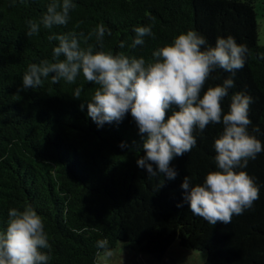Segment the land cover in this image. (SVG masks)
<instances>
[{
	"label": "trees",
	"instance_id": "trees-1",
	"mask_svg": "<svg viewBox=\"0 0 264 264\" xmlns=\"http://www.w3.org/2000/svg\"><path fill=\"white\" fill-rule=\"evenodd\" d=\"M258 1L74 0L66 27L41 26L38 34L28 37L26 21H39L49 0H17L15 6L12 0H0V231L6 229L11 208L31 205L48 233V264H100L103 253L98 256L95 247L100 239L109 241L111 252L137 246L159 261L178 242L182 248L205 252V264H264V152L244 169L255 179L259 199L242 215L233 216L230 224L212 225L193 215L186 204H177L183 202L184 177L190 176L193 185L202 184L216 170L214 141L222 124L195 133L197 145L172 161L177 177L164 181L163 174L149 178L138 167L144 153L133 142L141 144L142 139L130 114L102 128L87 116L94 84L82 77L73 85L52 84L49 79L42 87L18 92L29 64L51 60L57 43L47 38L52 32L87 36L103 24L112 34L105 33L102 48L93 36L89 43L95 50L146 60L188 30L202 34L208 46H215L218 37L232 36L248 48L245 66L234 76L215 70L204 91L233 78L224 112L234 93L250 95V131L259 126L256 135L264 144V46L259 42ZM137 26H151L155 39L146 36L144 45L133 46ZM79 86L80 99H74ZM121 143L128 147L121 149Z\"/></svg>",
	"mask_w": 264,
	"mask_h": 264
},
{
	"label": "clouds",
	"instance_id": "clouds-1",
	"mask_svg": "<svg viewBox=\"0 0 264 264\" xmlns=\"http://www.w3.org/2000/svg\"><path fill=\"white\" fill-rule=\"evenodd\" d=\"M17 0H12L15 6ZM25 3V0H19ZM74 0H49L46 12L37 20L26 21V35L39 33L41 26L51 30L66 27ZM133 46L144 45L145 37L155 34L151 26L134 28ZM105 33L111 31L99 24L86 36L75 31L52 32L47 38L56 41L52 58L31 63L23 74L18 92L42 87L50 79L73 85L78 78L96 87L87 105V116L102 128L106 123L122 122L129 114L138 128L141 144L133 145L143 151L137 165L148 177L163 174L164 181L174 180L178 172L172 161L182 157L197 145L195 133H203L210 124H222V131L214 141L216 170L210 171L202 184L193 185L190 176L181 184L183 202L193 215L209 224H230L233 216L242 215L259 199L260 189L246 169L250 160L264 152V144L257 138L259 126L251 129L249 117L253 99L245 92L231 96L227 113L223 101L235 86L229 77L222 85L208 87L211 74L222 69L232 76L246 63L248 48L234 37H218L215 46H208L206 38L196 30H188L173 41L152 52L151 58H139L95 50L89 40L103 47ZM82 43L84 46H82ZM119 47L123 49L125 42ZM83 86L76 87L72 97L80 99ZM203 92V95H201ZM85 103L80 104L83 111ZM169 113H171L169 115ZM121 149L128 147L125 143ZM239 170V171H238ZM164 182L157 186V192ZM6 229L0 231V264H48V233L41 215L31 205L22 210L11 208ZM97 255L110 257L109 241H96Z\"/></svg>",
	"mask_w": 264,
	"mask_h": 264
},
{
	"label": "rangeland",
	"instance_id": "rangeland-1",
	"mask_svg": "<svg viewBox=\"0 0 264 264\" xmlns=\"http://www.w3.org/2000/svg\"><path fill=\"white\" fill-rule=\"evenodd\" d=\"M259 23V42L264 46V0L256 4ZM205 252L182 248L175 242L169 249L163 261L155 259L149 254H143L137 246H119L112 251L110 257H99L100 264H205Z\"/></svg>",
	"mask_w": 264,
	"mask_h": 264
}]
</instances>
